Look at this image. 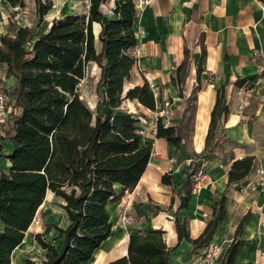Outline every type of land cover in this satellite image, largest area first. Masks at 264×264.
I'll return each instance as SVG.
<instances>
[{"label":"trees","instance_id":"obj_1","mask_svg":"<svg viewBox=\"0 0 264 264\" xmlns=\"http://www.w3.org/2000/svg\"><path fill=\"white\" fill-rule=\"evenodd\" d=\"M4 1L13 7L26 5L25 0ZM107 1L90 0L85 16L70 13L54 17L46 22V29L36 33L54 2L34 0L36 22L21 24L12 32L0 34V64L8 77L16 78L11 89L17 108L7 123L0 126V143L5 139L11 144L6 152L0 147V156H7L11 162L6 169L0 167V217L4 224L0 231V264H11L12 252L25 240L48 191L62 199L61 206L69 223L66 227H57L58 236L62 238L61 247L43 264L89 261L112 233L115 222L108 205L131 191L148 166L153 143L143 141L136 126L138 118L132 113L118 111L124 98H138L144 106L156 107L148 81L123 94L125 80L136 62V56L129 51L138 43L134 28L136 0H114L111 14L102 8ZM95 21L101 24L100 51L95 45ZM201 45L198 83L206 55L205 45ZM184 53L172 81L180 95L187 98L183 119L189 116L188 120H192L200 86L187 95L186 81L191 66L187 46ZM92 63L100 68L96 112L80 93L81 81ZM256 76L258 74L238 79L236 84L242 85ZM224 96L223 86L218 90L211 111L205 148L200 154L183 155L184 165L190 163V168L205 171L204 161L214 154L220 139L217 126L221 112H228L227 105L223 104ZM156 135L166 138L182 152L186 137L182 126L166 125L159 118ZM253 169L254 156L236 159L228 171V186L245 180ZM181 171L187 175L181 182L178 208H188L196 181L187 165ZM162 181L172 184V172H166ZM226 199L224 195L217 201L205 229L196 238L188 232V220L177 218L178 240L191 242L192 251L209 246L226 217ZM246 217L241 218L220 264H236V255L245 243L241 234ZM146 232L161 233L163 230L152 227ZM25 264L35 262L27 258ZM106 264H173L172 248L163 239L155 240L140 231H131L127 254Z\"/></svg>","mask_w":264,"mask_h":264},{"label":"crops","instance_id":"obj_2","mask_svg":"<svg viewBox=\"0 0 264 264\" xmlns=\"http://www.w3.org/2000/svg\"><path fill=\"white\" fill-rule=\"evenodd\" d=\"M137 3L136 0V7ZM139 5L134 28L136 32L144 29L145 35L139 43L129 48L136 56V62L125 80L123 94L145 81L150 86L152 83V90L158 93L154 96L156 107L162 108L168 103L169 121L165 123V118H162L163 122L166 125L182 126L189 117L183 119L187 98L180 95L172 77L185 57L184 48L187 46L191 60L190 75L186 81L187 95L196 86H200L197 91L200 107L194 116L196 123L192 134L195 139L190 143L185 137L182 152H179L172 142L156 135L157 123L148 107L138 98L123 99L118 111L132 113L138 118L136 124L144 128L140 131L142 139L153 143V152L136 186L127 191L121 200L108 205L115 224L111 235L96 252L112 239L113 230L118 226L119 232L113 241L124 237L125 243L106 263L127 254L130 232L140 231L151 239H163L172 248L173 264H195L199 252L210 245L192 251L191 242L186 239L178 240L175 220L178 218L183 221L186 218L188 232L191 237L196 238L205 229L217 201L225 195L227 214L216 231L212 246L225 245L224 251L236 235L241 218L246 215L241 234L245 243L236 255V264H264V172L259 171H264V77L261 82L257 81L264 71V1L151 0ZM113 6L114 0H108L102 8L111 14ZM88 9L89 7L86 14ZM93 30L95 45L100 51V22L93 23ZM202 43L205 45L206 55L201 63L198 83L197 67ZM255 74L258 76L247 79L244 84H236V80ZM10 79L11 85H14L16 78L11 76ZM223 86V104L227 105L228 112H221L219 118L217 130L220 139L214 154L204 161L205 176L200 182L199 193H193L188 208H178L181 182L187 175L181 170L186 165L190 169L188 163H183L184 156L203 152L211 111L218 90ZM247 89L250 93L245 92ZM143 122L150 126H144ZM8 148H11L9 143ZM6 150L3 149V152ZM246 156H254L252 173L245 180L228 186V171L232 163ZM174 157L179 161L173 162ZM0 158L5 160L0 167L6 169L11 164L9 158L4 155ZM170 171L173 183H164L162 177ZM242 203L246 204L242 212L232 213L231 209H241ZM156 206L160 209H156ZM117 208L121 213L136 216L134 221L127 224L131 226L121 229L116 218L114 219ZM205 210L208 211V216L204 215ZM152 227L161 228L163 232L147 233L146 229ZM123 230L127 233L123 234ZM93 257L83 264L92 262Z\"/></svg>","mask_w":264,"mask_h":264},{"label":"rangeland","instance_id":"obj_3","mask_svg":"<svg viewBox=\"0 0 264 264\" xmlns=\"http://www.w3.org/2000/svg\"><path fill=\"white\" fill-rule=\"evenodd\" d=\"M25 2L26 5L24 7H13L8 5L4 0H0V34L12 32L16 29L17 26L21 24L32 25L36 22L37 17L34 0H25ZM53 2L54 4L52 10H50L45 15L42 24L36 28V33H39L41 30L46 29V22L48 20H50L51 22L54 17H59L70 13H77L83 17L86 15L88 8L86 5V0H53ZM259 68L262 69L263 67ZM99 76L100 68L96 64H91L88 68L86 76L82 79L80 84V93L83 97V100L87 103V105L93 112H96V105L99 99V96L97 94V84ZM258 81L261 82L262 79ZM10 82H12V80L7 76L6 72H4V69L0 64V89H10L12 86ZM192 93L193 90L190 92V94ZM192 96L194 97V95ZM197 96L196 98L198 100L194 101L195 107L192 116H195L200 107L199 95ZM13 108L14 107L12 106L9 107V113L17 111L16 106L15 109ZM9 118L7 119V121L9 120ZM192 119L193 120L189 119L188 121L182 123L187 142H192V140L195 139L192 134L196 120L194 117H192ZM7 121H0V126H4ZM143 123L144 126H150V124L146 122ZM136 126L138 129H140V131H143L142 129L144 128L142 127V125L136 124ZM0 147L3 149H8L7 140H2V142L0 143ZM4 161L5 160L3 158H0V164L2 166L4 165V163L1 162ZM199 185L201 186V184ZM199 189L200 188H198L196 193H199ZM61 203L62 199L60 197L56 196L51 191L47 193L45 201L38 208L33 223L26 233L25 240L22 242V245L17 248V250L12 252L11 264H25V260L27 258L34 260L35 264H43L44 261L52 258L58 252L62 244V238L58 236L59 233L57 227H66L69 223V221H67L69 220L67 217V213L61 207ZM243 204L244 203H242L241 205V209H231L232 213L242 212L246 205ZM115 214L116 215L114 219L116 218L119 226L122 227L121 229L126 228V226H131L121 223L119 219L121 212L118 208ZM123 231V234L127 233L126 230ZM114 238L110 239V241H113ZM110 241L105 243V245L94 254L92 262L90 261V263L88 264H105L112 256L119 252L120 249L118 248H122L125 243L124 237H121L117 241ZM218 247L219 249H216L215 245L212 246L211 243L209 248L205 249L204 251H200L195 264H219L220 254L223 251L225 245L223 247Z\"/></svg>","mask_w":264,"mask_h":264},{"label":"built area","instance_id":"obj_4","mask_svg":"<svg viewBox=\"0 0 264 264\" xmlns=\"http://www.w3.org/2000/svg\"><path fill=\"white\" fill-rule=\"evenodd\" d=\"M137 1H138L137 7H140V5H139L140 3L149 2L151 0H137ZM86 5H87V7L90 6V0H86ZM136 35H137L138 43H139L141 38L145 35V30L141 29V30L137 31ZM138 64H139V61H138ZM263 70H264V68H263ZM263 77H264V74H260V76L258 77V80L263 79ZM151 86H154V85L151 83ZM245 92L250 93V90L247 89ZM153 93H154V96L158 95V93L155 90H153ZM10 106L14 107L13 109H15V102H14L13 95H12V89L11 88L10 89H8V88L0 89V121H7V119L10 117V114H11V113H9V111H10L9 107ZM148 111L153 114L156 123L159 120V118H165L164 119L165 123H168V121H169L168 103H166V106H164L162 108H158V107H156L155 109L148 108ZM172 161L178 162L179 160L177 157H174V158H172ZM191 161H192V158H189V162H191ZM189 165L191 166L190 163H189ZM259 171H260V173L264 172L262 169ZM188 172L192 173L193 179L196 181L195 182V190H194V193H196L198 188H200L199 184H200L202 178L205 176V171L202 168H199V169L190 168ZM204 215L208 216L209 215L208 211L205 210ZM119 219H120L121 223H123L124 225H127V224L131 223L132 221H134L136 219V216L132 213H124L123 212L120 214ZM3 227H4V224H3L1 217H0V231H2ZM215 248L219 249V247L216 245H215Z\"/></svg>","mask_w":264,"mask_h":264},{"label":"bare ground","instance_id":"obj_5","mask_svg":"<svg viewBox=\"0 0 264 264\" xmlns=\"http://www.w3.org/2000/svg\"><path fill=\"white\" fill-rule=\"evenodd\" d=\"M118 228L117 227H115L114 228V230H113V235H112V237L111 238H114L115 236H116V234L118 233Z\"/></svg>","mask_w":264,"mask_h":264}]
</instances>
